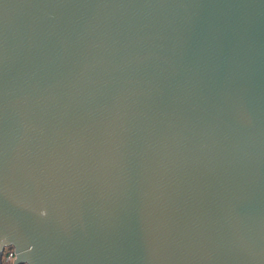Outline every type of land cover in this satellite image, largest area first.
Here are the masks:
<instances>
[{
  "label": "water",
  "instance_id": "95a60500",
  "mask_svg": "<svg viewBox=\"0 0 264 264\" xmlns=\"http://www.w3.org/2000/svg\"><path fill=\"white\" fill-rule=\"evenodd\" d=\"M264 264V0H0V264Z\"/></svg>",
  "mask_w": 264,
  "mask_h": 264
},
{
  "label": "rangeland",
  "instance_id": "374dc122",
  "mask_svg": "<svg viewBox=\"0 0 264 264\" xmlns=\"http://www.w3.org/2000/svg\"><path fill=\"white\" fill-rule=\"evenodd\" d=\"M12 249H6L5 251H3L2 255H1V263L2 264H14L13 263V257L10 255Z\"/></svg>",
  "mask_w": 264,
  "mask_h": 264
},
{
  "label": "built area",
  "instance_id": "2783aa9c",
  "mask_svg": "<svg viewBox=\"0 0 264 264\" xmlns=\"http://www.w3.org/2000/svg\"><path fill=\"white\" fill-rule=\"evenodd\" d=\"M10 248H11V247H7V248H5V250H6V249H10ZM11 249H12V251L10 252V253H11L10 255L13 257L12 259H13V263H14L15 252H14V249H13V248H11ZM5 250H4V251H5Z\"/></svg>",
  "mask_w": 264,
  "mask_h": 264
}]
</instances>
